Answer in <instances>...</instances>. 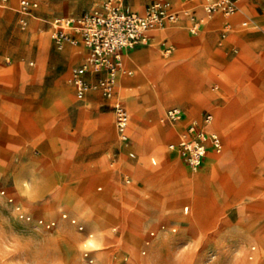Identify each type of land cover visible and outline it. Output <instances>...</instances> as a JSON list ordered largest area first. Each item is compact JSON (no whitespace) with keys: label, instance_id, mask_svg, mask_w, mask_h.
Wrapping results in <instances>:
<instances>
[{"label":"rangeland","instance_id":"1","mask_svg":"<svg viewBox=\"0 0 264 264\" xmlns=\"http://www.w3.org/2000/svg\"><path fill=\"white\" fill-rule=\"evenodd\" d=\"M97 1L37 0L34 17L22 29L21 14L16 10L20 0H0V193L17 203L13 178L38 166L52 186L60 187L68 216L57 215L50 221L46 209L37 206L30 213L31 221L17 227L56 234L59 227L67 226L86 235L89 223L72 211L75 201L82 200L92 208L93 222L108 230L104 248L92 252L96 264H264V61L247 67L241 55L247 43L264 51V6H256L255 12L239 3L238 12L225 18L232 24L238 21L236 26H229L223 35L221 22L209 21L205 39L191 45L188 40L203 34L202 19L209 18L199 16L196 32L189 35V4L167 0L179 11L175 23L182 27H158L153 30L157 34L153 42L132 49H153L163 62L162 70L144 58L132 59L134 54L128 52L127 60L122 55L117 72L116 93L109 103L130 110L134 147L125 148L116 134L112 108L100 90L91 89L81 99L74 96L67 78L76 59L62 57L49 38L48 21L53 16L80 15ZM150 1L124 3L143 8ZM241 21L247 25L241 26ZM163 36L179 40L168 38V56L159 54L158 45L155 48ZM186 60L202 66L211 77L203 87L199 78L186 77L191 73ZM165 80L182 88L184 103L177 97H156L152 84ZM186 101H191V113L197 114L219 106L216 118L223 150L220 155H209L195 169L169 159L165 152L172 131L165 127L164 112L178 103L187 105ZM106 112L111 115L105 120L110 121L112 134L98 120ZM124 165L133 171L115 176ZM102 167L103 174L115 177L102 179ZM164 199L167 206L162 208ZM184 204L189 205L186 214L181 210ZM48 222L54 224L47 227ZM59 239L69 264H81L71 250L72 238L60 235ZM84 264H89L85 258Z\"/></svg>","mask_w":264,"mask_h":264},{"label":"built area","instance_id":"2","mask_svg":"<svg viewBox=\"0 0 264 264\" xmlns=\"http://www.w3.org/2000/svg\"><path fill=\"white\" fill-rule=\"evenodd\" d=\"M197 1L208 16L220 13L227 17L238 9L237 0ZM37 5V0H20L18 12L21 14L22 29L27 26L28 18ZM179 15V11L174 9L167 0H152L141 11L130 9L125 5L124 0H98L97 7L92 11L76 16L54 17L51 21L50 33L53 46L62 50L67 44L82 43L87 54L82 63L71 69L69 82L75 89L76 97L81 99L87 91L97 88L104 98L112 99L115 95L117 70L121 64L124 49L148 43L152 26L163 27L168 23H175ZM186 15L192 20L189 31L194 34L199 26L198 19L193 16L192 9ZM223 29L224 35L229 30L227 22L223 24ZM165 51H170V47H167ZM89 72L100 74L95 83L87 79L86 75ZM113 111L118 135L122 141L126 142L129 114L119 103L113 104ZM182 116L183 112L179 107H172L166 110L164 119L177 122L182 119ZM212 120L213 116L209 112L204 113L200 120H192L181 132L178 141L168 146L186 165L194 169L201 166L210 149L215 152L222 150L219 134L207 129ZM184 212H188V206L184 207ZM62 217L68 216L65 214ZM70 221L80 230L84 229L75 218H70ZM39 222L42 223V220ZM53 224L54 222L45 223L47 227ZM161 228H165V225L162 224ZM171 229L176 230L175 227ZM152 235L153 232H150V236ZM149 243L150 241L146 239L145 244ZM145 253L146 250L143 249L142 254ZM84 258L89 264L95 260L92 252Z\"/></svg>","mask_w":264,"mask_h":264},{"label":"clouds","instance_id":"3","mask_svg":"<svg viewBox=\"0 0 264 264\" xmlns=\"http://www.w3.org/2000/svg\"><path fill=\"white\" fill-rule=\"evenodd\" d=\"M12 182L17 203L13 204L4 193H0V264H69L60 235L72 238L71 250L81 264L89 252L104 248L108 230L93 222V210L82 200L75 201L72 211L80 220L89 223L90 230L86 235L67 226L59 227L56 234L47 233L42 228L30 231L18 228L17 225L31 221L30 213L37 206L46 209L45 215L50 221L57 215H65L66 210L60 187L52 186L38 166L28 167L27 175H16ZM92 264H96L95 260Z\"/></svg>","mask_w":264,"mask_h":264},{"label":"crops","instance_id":"4","mask_svg":"<svg viewBox=\"0 0 264 264\" xmlns=\"http://www.w3.org/2000/svg\"><path fill=\"white\" fill-rule=\"evenodd\" d=\"M98 2V1H97ZM189 5L186 7V10H191L192 9V11H193V13L195 14V15H197L198 17H197V19H199V16H206V17H208L209 19H207V21H205V19H202V22H203V20H204V24H203V26H204V31H203V34H202V36H200V37H198V38H196V39H194V40H188V42L187 43H190L191 45H194V44H196L197 42H199L201 39H205V37L207 36V34H208V30H209V26H208V22L209 21H220L221 22V25H222V29H223V24L225 23V18L226 17H224V16H222L220 13H214L212 16H207V14L205 13V11L201 8V5L198 3V1H195V0H190V1H186ZM239 3H242L243 4V6H244V8H245V6H246V8L248 9V8H253L252 10L253 11H255V12H257V10H256V6H264V0H237V4L239 5ZM2 5V4H1ZM127 7H129L130 9H132V10H137V11H140V10H138V9H135V8H133L131 5H129V4H125ZM2 6H6L5 4L4 5H2ZM146 5H144L143 6V8L145 7ZM173 6V5H172ZM97 7V3L94 5V7L90 10V11H92L93 9H95ZM239 7V6H238ZM143 8H142V10H143ZM173 8L174 9H176V7L175 6H173ZM19 9V8H18ZM18 9H16L17 11H18ZM243 9V8H242ZM244 10V9H243ZM34 11V10H33ZM32 11V12H33ZM236 12H238V10L236 11ZM235 12V13H236ZM246 15V13L244 14V15H239L240 16V19H241V17L242 16H245ZM61 16H76V15H61ZM239 16H238V19H239ZM32 17H34V15L31 13V16L28 18V20L30 19V18H32ZM54 17H56V16H53L49 21H48V24H49V29H50V32H49V38H50V41H51V45H53L52 44V40H51V36H50V33H51V21H52V19L54 18ZM221 17V18H220ZM239 19V20H240ZM227 23H229L230 24V26L231 25H234V26H236L237 24H238V21L235 23V24H232V22L231 21H226ZM168 24H172V25H178V26H180V27H182L179 23H168ZM247 25V21H241V26H246ZM188 32V34L189 35H193L192 33H190V31L188 30L187 31ZM150 40H149V42L148 43H146V44H143V45H145L146 47L151 43V42H153L155 39H156V37H157V34H156V32H154L153 30H151L150 31ZM181 36L182 37H184L185 38V34H184V30H182L181 31ZM168 38H170V37H168V36H163L162 38H160V39H158V41H157V43L155 44V48H156V50H157V45L159 46V54H161V55H164V56H168V54L170 53V51H165V49L167 48V47H170V50H171V44L169 43V39ZM170 39H173V40H176L177 41V43H178V39H175V38H170ZM186 39V38H185ZM74 46H76V47H78V58L74 61V63H73V65L70 67V70H69V73H68V78H67V80H68V82H69V77H70V74H71V69H72V67L73 66H75V65H78V64H80V63H82L85 59H86V56H87V54H86V51H85V48H84V46L82 45V44H78V45H70V44H67V45H65V47L62 49V50H58V49H56L55 47V49L56 50H58V51H61V52H63V51H69L72 47H74ZM224 48L225 47H227V45H225V46H223ZM246 48H248L252 53H253V57H250V53H248L246 50H248V49H246ZM133 48H127V49H124V51H123V54H127L128 52H130V54H135V53H137V52H139L140 51V49H137V50H132ZM234 52H237V48H233L232 49ZM82 54V55H81ZM122 54V55H123ZM160 55V56H161ZM241 55H243V58L244 59H246L247 60V67H249V66H252V67H254L256 64H259V63H261V62H263L264 61V51H260L258 48H256V47H254V44H251V43H247V44H244L243 45V51H242V54ZM188 62V63H187ZM186 63H187V66H188V68H189V70H190V74H186V77L187 78H190V79H192V78H195V77H197V78H199V80H201V83H202V87L204 86V84H205V81L207 80V79H210L211 77H209L208 75H206L205 74V72H204V69H203V67L202 66H199L198 64H195V63H193L191 60H186ZM30 64H32V62L30 63ZM100 76V74H94V73H87V75H86V77H87V79L88 80H90V81H94V79L96 80L98 77ZM132 78H130V80H131ZM214 79V78H213ZM129 80V81H130ZM128 81V82H129ZM70 83V82H69ZM71 84V83H70ZM71 86H72V88H73V93H74V96L76 97V95H75V89H74V87H73V85L71 84ZM202 87H201V92H202ZM88 92L89 91H87L86 92V94L84 95V97L88 94ZM115 93H116V91H115ZM119 97V96H118ZM103 99H104V101H105V103L107 104V105H109L111 108H112V113L114 114V111H113V104L114 103H109V101L111 100V99H106V98H104L103 97ZM191 101H186L185 103H188L187 105H183V104H177V105H172V106H170V107H168L167 109H169V108H172V107H179L181 110H182V112H183V116H182V119L181 120H179V121H177V122H169V121H167V120H165L166 121V124H165V127H168V128H170L171 129V131H172V136L170 137V138H168V141L166 142V145H165V152H166V154H167V156H168V158L169 159H172V160H179L181 163H183V164H185L181 159H180V157L176 154V152L175 151H172V150H170L169 148H168V146H169V144H172V143H176L177 141H178V139H179V136H180V134H181V132L185 129V127L192 121V120H194V119H198V120H200L201 119V117H202V115L204 114V113H206V112H209V113H211L212 114V116H213V120H212V123L210 124V125H208L207 126V129L208 130H213V131H216L218 134H219V136H220V138H221V141H222V150H223V147H224V145H223V137H222V135H221V133H220V130L218 129V126L220 125V123H218V119L216 118V114H217V112H218V110H219V106H215L214 108H212L211 110H212V112L211 111H208V110H202V111H200V113H191L192 111H193V107H190L189 106V103H190ZM184 103V102H183ZM166 105V104H165ZM165 105H164V107H165ZM125 106V105H124ZM161 107V106H160ZM125 108L127 109V111H128V113L131 115V113H130V110L125 106ZM141 108V107H140ZM162 108V107H161ZM147 109V108H146ZM166 109V110H167ZM166 110H165V112H166ZM141 111H143L142 109H141ZM165 112H164V114H165ZM146 115H144L143 116V118L145 117ZM108 118V119H107ZM143 118H141V119H143ZM105 119H107V120H110L111 119V115H110V112L109 113H104V114H102V115H100L99 116V118H98V120H99V123L101 124V126H102V128L103 129H107V133L109 132V126H110V121H108L107 122V120H105ZM140 119V120H141ZM130 120V119H129ZM143 121V120H142ZM114 123H115V116H114ZM135 125H139V126H141L144 130H145V128L141 125V124H135ZM115 130H116V134H117V136H118V140L121 142V144L125 147V148H128L129 146H133V145H131V143H132V140L133 139H135V138H132L131 136H130V132H129V123H128V126H127V129H126V132H127V135H128V140L126 141V142H124V141H122L121 139H120V137H119V135H118V132H117V129H116V125H115ZM146 131V130H145ZM109 133H111L112 134V130L109 132ZM167 139V138H166ZM136 141V140H135ZM137 142V141H136ZM137 145V144H136ZM134 147V146H133ZM136 147V146H135ZM222 150L220 151V152H215V151H213V150H209L208 152H207V154H206V156L204 157V159H203V162H202V164H201V166L203 165V163L208 159V156L209 155H220L221 154V152H222ZM129 153H131V152H129ZM125 155V154H124ZM101 159H103V157H100V161H101ZM151 162H152V164H156L157 162H156V159L154 158V157H151ZM103 166V165H102ZM103 169H104V167H102V170H101V172H100V177L102 178V179H105V180H108V178H110V179H112V178H114L115 176H117L119 173H121V172H128V173H130L129 171H133V170H131V169H129L128 167H126V165H124L121 169H118V172H115L114 173V177H112L113 175H111V174H106V173H104L103 174ZM132 174H134V175H136L135 173H132ZM154 204H156L157 206H159L160 205V203H158V202H155ZM162 204V208H164L165 206H167V199H164V202H162L161 203ZM185 206H188V212H189V205L188 204H184L183 206H182V213L183 214H186L185 212H184V207ZM187 212V213H188Z\"/></svg>","mask_w":264,"mask_h":264},{"label":"bare ground","instance_id":"5","mask_svg":"<svg viewBox=\"0 0 264 264\" xmlns=\"http://www.w3.org/2000/svg\"><path fill=\"white\" fill-rule=\"evenodd\" d=\"M197 1V0H195ZM134 8H142V5L141 4H136L133 6ZM189 10H186V13L188 12ZM237 11V10H236ZM235 11V12H236ZM235 12H233L232 14H234ZM228 21V20H227ZM229 24V23H228ZM230 26V24H229ZM160 26H152V30H155L156 28H158ZM82 44V43H81ZM78 45V44H77ZM83 45V44H82ZM78 47H72L69 51H63L61 53V56L62 57H68L70 59H77L78 58ZM82 55V54H81ZM124 55V59L127 60V54H123ZM136 58H144L145 61H148V64L154 68H159V70L161 69L162 70V61H160L158 58H157V53L153 50V49H148V50H144L142 52H138L136 54H134V56H132V59H136ZM121 59H122V55H121ZM119 69V67H118ZM118 72V70H117ZM169 73V71H168ZM171 74V73H170ZM168 74V75H170ZM173 77V76H172ZM171 77V78H172ZM117 78V77H116ZM169 79V78H168ZM162 80V79H161ZM160 80V81H161ZM167 80H165V82H154L152 84V87L154 89V94L156 95V97L159 99V100H169L171 98H174V97H177L178 101L180 103H183L184 99L182 98V88L181 89H178V88H174V86H171L170 83L166 82ZM172 81V80H171ZM170 81V82H171ZM186 96V95H185ZM186 99V98H185ZM127 110V109H126ZM128 112V111H127Z\"/></svg>","mask_w":264,"mask_h":264}]
</instances>
